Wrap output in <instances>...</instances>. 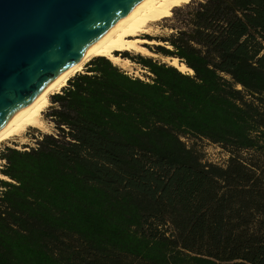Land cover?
<instances>
[{
  "label": "trees",
  "instance_id": "1",
  "mask_svg": "<svg viewBox=\"0 0 264 264\" xmlns=\"http://www.w3.org/2000/svg\"><path fill=\"white\" fill-rule=\"evenodd\" d=\"M181 4L146 48L191 74L95 58L1 150L0 264H264V0Z\"/></svg>",
  "mask_w": 264,
  "mask_h": 264
},
{
  "label": "water",
  "instance_id": "2",
  "mask_svg": "<svg viewBox=\"0 0 264 264\" xmlns=\"http://www.w3.org/2000/svg\"><path fill=\"white\" fill-rule=\"evenodd\" d=\"M142 1L0 0V129Z\"/></svg>",
  "mask_w": 264,
  "mask_h": 264
},
{
  "label": "bare ground",
  "instance_id": "3",
  "mask_svg": "<svg viewBox=\"0 0 264 264\" xmlns=\"http://www.w3.org/2000/svg\"><path fill=\"white\" fill-rule=\"evenodd\" d=\"M178 1L180 0H143L132 12L116 23L77 62L63 71L42 94L27 104L19 114L12 117L0 129V145L21 137L28 128L41 127L43 125L41 115L49 103V97L60 93L67 85V82L77 74L82 73L84 67L91 60L103 57L115 66L127 67L131 64L130 61L122 59L116 53L134 52L145 56L151 55L141 45L157 43L155 41L142 40L141 35L150 34L153 24L165 18L169 14V7ZM163 61L168 62L182 73L191 74V70L187 69L183 64H179L176 59H165Z\"/></svg>",
  "mask_w": 264,
  "mask_h": 264
},
{
  "label": "rangeland",
  "instance_id": "4",
  "mask_svg": "<svg viewBox=\"0 0 264 264\" xmlns=\"http://www.w3.org/2000/svg\"><path fill=\"white\" fill-rule=\"evenodd\" d=\"M183 1L184 0H180L178 2H175L170 7H172V8L180 7L181 5H183V4H181V3H183ZM167 16L153 24V26H152L153 29L150 32V34H148L150 36V38L167 36L171 33V31L168 28H166L169 24V22L166 20H168L171 16L170 15H167ZM143 35H145V34H143ZM141 47L148 51V49L146 48V45L143 44V45H141ZM125 53H127L128 55L133 56V57H135L136 55H141V54L134 53V52H125ZM116 54L118 55V54H124V53H116ZM141 56H145V55H141ZM147 57H152L155 60H160V61L164 62L163 59H160L158 56H156L154 54L147 55ZM122 59H126V58H122ZM127 60H129V59H127ZM130 63L131 64L127 67H123V66L121 67V65H118L117 67L120 68L122 71H124L125 73H127L129 76H131L133 78H139L141 80H146V75H147L146 72L144 70H142V68L140 66H138L137 64H135L134 62L130 61ZM164 63L169 64L168 62H164ZM83 71H84V69H83ZM51 96L49 97V103H48L47 107L44 109V111L41 115V120H42L43 125L39 128H33V129H36V130H38L40 132H44V133H48L50 131V127L45 121V114H46L47 110L49 109V107L51 106L50 105ZM36 135L37 134L32 131V128H28L21 135V137H19L17 139H12L9 142H5L2 145H0V152L4 147H16L17 149H21L22 145L32 144L31 140H32V138H35ZM188 144H196L197 148L202 151V154L204 157V162L222 165L227 158L226 154L224 152H222L217 146L211 145L210 143H208L205 140H195V141H191ZM2 165H3V163L0 161V167Z\"/></svg>",
  "mask_w": 264,
  "mask_h": 264
}]
</instances>
